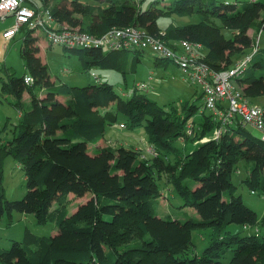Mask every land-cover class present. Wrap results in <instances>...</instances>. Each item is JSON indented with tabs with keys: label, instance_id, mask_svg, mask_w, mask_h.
Segmentation results:
<instances>
[{
	"label": "trees",
	"instance_id": "1",
	"mask_svg": "<svg viewBox=\"0 0 264 264\" xmlns=\"http://www.w3.org/2000/svg\"><path fill=\"white\" fill-rule=\"evenodd\" d=\"M144 1L31 3L48 7L57 22L93 35L136 25L173 49L180 40L198 42L199 59L213 71L227 69L250 53L234 82L249 103L264 97V42L259 45L258 36L248 32L256 24L264 30V0H150L146 6ZM171 15L190 21L158 25L159 16ZM19 30L25 71L15 75L7 67L0 69V95L11 94L19 111L12 137H0V217L6 216L8 224L13 211L32 213L37 223L51 221L57 231L41 236L25 228L21 240L0 247V264H264V216L259 218L242 202L230 178L243 162L247 175L241 181L264 194V140L257 129L237 114L222 120L206 113L197 89L201 102L185 99L177 109L139 91L147 87L143 82L121 96L107 81H56L38 55L33 30L27 25ZM62 47L77 56L76 69L81 71L114 68L125 75L141 62L138 48ZM168 61L153 56L155 64ZM26 74L32 77L29 84L23 81ZM24 91L28 108H23ZM261 108L264 122V104ZM116 111L126 117L119 123L143 126L149 156L124 144L97 145L89 151L88 143L96 144L105 125L116 122ZM7 156L23 170L26 191L19 198H6L1 187ZM161 181L196 216L180 220L158 215ZM86 192L89 198L70 212L66 196ZM125 223L140 235L139 245L117 241ZM202 229L208 241L196 253L192 232Z\"/></svg>",
	"mask_w": 264,
	"mask_h": 264
},
{
	"label": "rangeland",
	"instance_id": "2",
	"mask_svg": "<svg viewBox=\"0 0 264 264\" xmlns=\"http://www.w3.org/2000/svg\"><path fill=\"white\" fill-rule=\"evenodd\" d=\"M150 0H145L144 6ZM172 1V0H164ZM246 1V0H245ZM166 4V3H165ZM14 21V16H6L5 20H0V69L7 67L13 71L15 75H22L25 71L24 60L22 58L23 45V31L18 30L12 38L5 39L3 30L5 25ZM190 21L187 16L171 15L170 17L159 16L157 23L163 27L166 23L172 22L174 24H183ZM53 22L52 25H55ZM255 27L248 29V32L255 38L258 36V43L262 45L264 42V30L258 24ZM22 25L19 27L21 28ZM44 28L40 25L36 27L33 35L41 48L40 53L43 61L48 66V72L52 79L56 81H64L71 85H85L88 83H96L99 81H107L112 84L114 90L121 96H126L132 92L135 83H146V88H139V91L145 92L152 99L159 103L169 106L173 104L178 109L182 100L200 103L198 96H195V86L184 78L180 67L168 61L167 64H155L153 56L155 55L150 49H143L141 53V62L138 63L135 72H127L125 75L114 68L93 67L89 70H77L78 59L75 54L67 51L59 44H50L45 37ZM228 34V33H226ZM256 43V42H255ZM205 47L202 46L201 52H204ZM99 80V81H98ZM29 94L24 91L22 100L23 108L29 107ZM14 97L11 94L3 97L0 95V137L1 139L11 138L13 133V123L19 119V111L13 105ZM255 105H263L264 97L254 98ZM200 109L198 112H200ZM197 112V113H198ZM205 112H209L205 109ZM116 122L106 124L104 127L101 142L103 145L116 146L124 144L127 146L136 145L141 148L142 156H149L145 131L142 125L129 126L127 123L120 126L119 122L126 121V117L121 112L116 111ZM253 129V128H252ZM254 132L257 130L253 129ZM179 143V142H178ZM96 146L88 143L87 148L93 151ZM3 174L1 180V187L4 190L6 198H19L25 191L23 170L19 163L12 157L7 156L3 161ZM247 175L246 167L243 162L238 165V170L233 171L231 179L237 184L236 194H240L242 202L248 207L254 209L258 217L264 216V194L256 190H251L241 181ZM159 186L162 188V195L159 197L156 206V213L158 215H168L170 218L182 220L188 216H196L195 211L181 204V199L169 193L170 191L165 187V183L160 182ZM90 196L89 192L82 196H74L69 193L66 197L68 200V209L73 211L79 203L85 201ZM168 196V198H167ZM27 228L31 232L38 235H49L57 231V226L48 221L46 223H37L32 213L15 212L11 213V221L7 224L6 216L0 217V247H9L12 240H21L23 238L24 229ZM120 229V230H119ZM117 232V241L120 245L131 244L139 245L140 235L135 231L133 225L125 223L124 227H120ZM204 230V229H202ZM206 235V236H205ZM192 241L194 242V252L200 253L208 241L207 232L199 231L192 232Z\"/></svg>",
	"mask_w": 264,
	"mask_h": 264
},
{
	"label": "built area",
	"instance_id": "3",
	"mask_svg": "<svg viewBox=\"0 0 264 264\" xmlns=\"http://www.w3.org/2000/svg\"><path fill=\"white\" fill-rule=\"evenodd\" d=\"M8 14L14 16V21L3 30L5 39L12 38L21 25H27L33 32L40 25L44 28L43 32L50 44L64 47L85 45L115 49H150L162 58L171 59L180 67L186 79L202 92L204 109H208L212 115L222 120L229 119L233 114L239 115L241 121L257 129L260 139L264 140L261 106L249 103L234 82L247 67L250 53L227 69L213 71L199 59L201 45L198 42L180 40L177 42L178 48L173 49L159 37L148 34L136 25L111 27L101 35H93L77 27L57 22L48 7L32 4L31 0H0V20H4ZM53 22L56 24L52 25ZM23 81L29 84L32 77L26 74ZM217 134L218 132L215 136ZM147 149L151 150V146Z\"/></svg>",
	"mask_w": 264,
	"mask_h": 264
},
{
	"label": "crops",
	"instance_id": "4",
	"mask_svg": "<svg viewBox=\"0 0 264 264\" xmlns=\"http://www.w3.org/2000/svg\"><path fill=\"white\" fill-rule=\"evenodd\" d=\"M11 14H8L7 16H10ZM5 20V19H4ZM13 23V22H12ZM12 23H10V24H8V25H5V27H4V29L7 27V26H9V25H11ZM251 29V28H250ZM251 34V33H250ZM36 43H37V45H38V48L40 47V45H39V43H38V41H37V38H36ZM40 50H41V48H39V51H38V55L40 56V58H41V60L43 61V59H42V57H41V54H39L40 53ZM182 71V70H181ZM182 74H183V76H184V78L186 79V77H185V75H184V73L182 72ZM196 87V86H195ZM198 90V92L197 93H199L200 91H199V89L196 87L195 88V90ZM195 92V93H196ZM197 95V94H196ZM95 146H97V145H103L102 144V142H101V140H99L96 144H94ZM135 147H137V148H139L138 146H136V145H134ZM147 147H149V146H147Z\"/></svg>",
	"mask_w": 264,
	"mask_h": 264
}]
</instances>
